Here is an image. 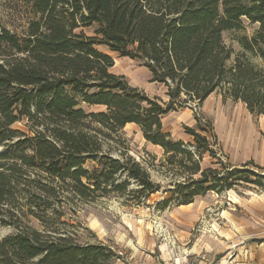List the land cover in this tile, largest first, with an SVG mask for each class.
<instances>
[{"label":"trees","instance_id":"1","mask_svg":"<svg viewBox=\"0 0 264 264\" xmlns=\"http://www.w3.org/2000/svg\"><path fill=\"white\" fill-rule=\"evenodd\" d=\"M25 8L23 30L0 27V214L5 204L19 222L62 214L60 189L76 202L114 194L142 204L159 193L163 185L146 165L113 155L109 143L119 141L127 124L164 149L168 170L180 172L181 180L162 191L160 208L189 205L237 185L264 186L248 164L233 168L218 161L220 169H202L204 153H216L198 116L195 128H184L193 138L189 145L162 130L172 111L202 106L212 94L264 117V67L246 58L249 53L264 65V0H27ZM244 19L258 29L241 38L245 53L228 66L233 51L223 34ZM92 28L93 37L87 36L84 30ZM97 46L141 60L150 82L167 88L168 101L115 74L114 59ZM83 105L105 109L88 113ZM22 121L27 132L13 129ZM20 206L26 212L12 210ZM113 256L102 244L39 230L0 240V264H109Z\"/></svg>","mask_w":264,"mask_h":264},{"label":"rangeland","instance_id":"2","mask_svg":"<svg viewBox=\"0 0 264 264\" xmlns=\"http://www.w3.org/2000/svg\"><path fill=\"white\" fill-rule=\"evenodd\" d=\"M26 2L27 0H0V27L5 26L14 32L23 30L26 26ZM257 29L258 25L244 19L239 28L223 34L225 44L233 51L228 66L233 65L245 53L240 44L241 38L252 36ZM93 31V28L84 30L90 37H93ZM97 48L112 56L115 62L112 68L114 73L126 77L129 84L142 89L151 98L158 97L168 101L167 88L150 82V72L141 60L122 58L105 46ZM246 58L253 64L264 67L261 60L251 54L246 53ZM191 107L172 111L169 122L173 125L180 121L183 126L190 124L195 128L196 124H191L189 120H195L196 116L201 119V128L208 130L202 134L208 136L211 150L216 153V158L210 156L209 152L204 153L203 169H220L218 161L231 167L236 162L243 161L249 165L248 170L260 174L264 181V168L260 167L258 158L264 149V117L252 114L243 103L224 100L220 94L212 95L202 106L192 104ZM83 108L88 113L100 110L87 105H83ZM26 124V121L17 122L13 129L27 132ZM174 139L178 140L177 137ZM179 140L187 145L193 142L190 135ZM109 145L114 147L115 157L128 154L146 165L153 181L163 185L162 190L138 204L131 197L114 194L97 201L76 202L69 199L67 189H60L56 193L64 200V208L59 209L62 214L50 211L48 218L43 220L30 215L22 217L20 222L12 220L6 214L9 205L5 204L1 208L4 214H0V240L17 234L22 229L39 230L45 235H69L81 244H102L109 247L114 253L109 264H128L115 251H122L128 257L133 253L136 264H158L160 246V249H167L171 242L175 256L168 255V258L173 260L182 261L186 251L190 264H264V186L242 184L221 194L207 193L204 207L199 212L198 207L195 209L199 213L196 219L190 218L188 214L184 215L185 213L178 218L174 215L177 206L167 209L158 206L166 197L162 191L170 181L181 180L179 171L168 170L163 165L164 154L161 157L155 156L148 149L142 135L134 128L123 131L119 141H111ZM246 164H239V167L244 168L242 166ZM93 166L94 164L89 165L90 168ZM54 206H58L57 201ZM20 209L26 212L25 206L12 208L17 213H20ZM1 219H6L8 223L3 225ZM149 250H154V253ZM167 250L169 252L170 247ZM203 256H206V260H203Z\"/></svg>","mask_w":264,"mask_h":264},{"label":"crops","instance_id":"3","mask_svg":"<svg viewBox=\"0 0 264 264\" xmlns=\"http://www.w3.org/2000/svg\"><path fill=\"white\" fill-rule=\"evenodd\" d=\"M212 95H214V94H212ZM210 97L208 99H210ZM239 103H241V102H239ZM95 107L96 108H100L99 111L105 109L102 106H94V107H91V108H95ZM170 116H171V113L163 119V123H162L163 124V127H162V130H164L165 133L170 134L172 136V138H176L177 137L178 140L179 139H183V137L189 136V134L187 135L186 130L184 128H186V127L187 128L188 127H192V125H190V124H188V125L184 124L185 126H183L182 125V122H180V121H176L172 125L171 122H169V117ZM189 122L191 124H194V123L196 124V119L195 120L194 119L193 120L190 119ZM132 128H134L135 130L139 131V133L144 138L143 132L140 131V128L136 124H127L126 127L122 131H126L127 129H132ZM144 141L147 143L148 149L152 150V152L154 153L155 156L161 157L162 154H164L165 151H164V149L161 146H159V145L158 146H155V145L147 142L145 140V138H144ZM164 158H165V156L163 157V161H164ZM258 158H259L260 167H263L264 168V149L262 150V153L260 152V156H258ZM244 163L246 164V162H243V161L242 162H236L235 164L232 165V167L233 168H236V167H239V164H244ZM201 167L203 169L202 164H201ZM171 183H172V181H170L169 185H171ZM169 185L167 187L168 188H172ZM208 193H213V192H208ZM204 197H206V195L205 196H197V197H195L194 201L192 203H190L189 205L177 206L178 209L174 212V215L179 218V216L182 213H185L184 215H187L188 214V216L190 215V218L192 217L193 219H196L199 216V213H197V211H195V209L198 207L199 208L198 209V212H199L201 210V208L204 207V204H205ZM161 247L162 246H160V248ZM169 247H170V250H171V247H172L171 243L169 244ZM160 248H159V253L161 254V256L159 258L158 264H171V262L173 261V258L172 259L171 258H168V255L170 257L172 256V254L170 253V250L168 252V250H167L168 248L167 249H160ZM149 252L150 253H154V250H149ZM173 255L175 256V254H173ZM130 257H132L133 260H135V255H133V253L131 254ZM201 262L204 263L203 261H201Z\"/></svg>","mask_w":264,"mask_h":264},{"label":"built area","instance_id":"4","mask_svg":"<svg viewBox=\"0 0 264 264\" xmlns=\"http://www.w3.org/2000/svg\"><path fill=\"white\" fill-rule=\"evenodd\" d=\"M191 107V106H190ZM192 108V107H191ZM159 234V233H158ZM165 237V236H164ZM166 239V238H165ZM170 242H171V240H170ZM171 245H172V249L170 250V253L171 254H174V251H173V247H174V245H173V242H171ZM113 251H115V250H113ZM115 253H116V255H118V257L119 258H121V259H123V261H125L126 263H128V264H136V262L133 260V258L132 257H128L125 253H123L122 251H115ZM186 254H188V253H185V257H183V260L182 261H179V260H177V259H175V260H173L172 262H171V264H190V261L188 260V255H186ZM203 258V260H206V256H203L202 257ZM195 263V262H194ZM194 263H192V264H194Z\"/></svg>","mask_w":264,"mask_h":264},{"label":"bare ground","instance_id":"5","mask_svg":"<svg viewBox=\"0 0 264 264\" xmlns=\"http://www.w3.org/2000/svg\"><path fill=\"white\" fill-rule=\"evenodd\" d=\"M184 253H187L186 251Z\"/></svg>","mask_w":264,"mask_h":264}]
</instances>
